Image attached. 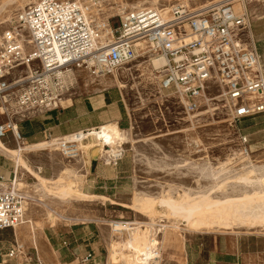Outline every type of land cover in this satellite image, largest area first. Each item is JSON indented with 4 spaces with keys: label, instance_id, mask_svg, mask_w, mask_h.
<instances>
[{
    "label": "rangeland",
    "instance_id": "1",
    "mask_svg": "<svg viewBox=\"0 0 264 264\" xmlns=\"http://www.w3.org/2000/svg\"><path fill=\"white\" fill-rule=\"evenodd\" d=\"M34 1L37 0H16L6 5L3 10L0 9V19L10 11L23 8ZM86 1L92 10L89 13L94 18V24L106 19L109 33L105 34L104 27L99 28H102L106 39H109L110 30L117 25L121 12L144 0H93L96 5H93L94 8L99 9L95 13L91 1ZM222 1L224 0H159L156 8L168 13L170 6L177 2L184 3L189 8H199ZM232 4L235 9L246 13L242 38L254 41L260 55L261 68L264 69V0H236ZM141 60L143 59L134 62L135 66H130L128 70L118 71L120 79L128 84L126 89L103 86V83H99L101 79L91 77L92 73L81 70L78 85L72 94L107 88L121 95L127 113V125L120 127L128 129L130 141L122 145L125 152L117 163H112V159L107 162L105 157L97 159L96 155L89 164L81 162L80 157L78 160L67 161L58 151L47 150L27 155L33 169L36 166L42 167L41 175L50 179L66 177L68 174L64 169L69 168L80 179L77 184L80 182L78 186L81 191H100L107 198L62 200L40 190L29 173L20 171L21 184L16 186L29 197L25 220L31 219L40 228L38 239L42 241L47 255L42 257L31 240L24 238L28 224L25 222L18 226L21 231L17 235L13 229L0 230V264H123L122 260L113 261L108 256L111 240L117 235L116 231L111 232V221L123 222L124 225L138 221V227L143 229L148 223L155 222L160 256L150 264H264V229L261 226L238 223L226 229L216 225L211 228H191L185 221L167 218L161 207H157L160 212L151 219L150 216L126 206L133 201L135 195L156 197L170 192L177 197L183 191H206L243 165L247 166L244 159L237 158L229 165V170L212 175L219 161H224L232 151L241 150L240 133L247 134L249 139L248 155L251 163L256 166L264 165V115L233 122L219 97L220 91L214 85L207 91V97L216 99L209 102V106L202 107L190 119V114L183 112L179 97L171 90L159 88L160 74L157 73L156 79L142 75L141 68L137 66ZM106 77L110 78L111 75ZM71 96L61 106L70 103ZM2 140L9 147L16 146L12 137ZM104 148L107 149L106 146ZM0 162L13 169V162L7 157L0 156ZM94 163L98 165V173L92 176L90 171ZM118 164L123 171L117 176L121 175L122 178L116 177V173L111 171ZM87 178H93V184L102 187L82 189ZM225 180L223 188L208 191H211L212 197L237 194L244 188L251 189L232 177ZM0 182H7L8 185L9 181L0 175ZM50 211L55 212L53 219L48 217ZM65 228L77 232V236L82 238L75 241L73 236L69 240L67 237L66 245L73 253L63 252L59 256V245L54 236L52 239L48 238L54 235V231ZM123 232V237H126V232ZM16 244L21 245V252L12 257L7 256L9 249ZM88 254L91 256L88 257Z\"/></svg>",
    "mask_w": 264,
    "mask_h": 264
},
{
    "label": "built area",
    "instance_id": "2",
    "mask_svg": "<svg viewBox=\"0 0 264 264\" xmlns=\"http://www.w3.org/2000/svg\"><path fill=\"white\" fill-rule=\"evenodd\" d=\"M86 2L37 0L0 19L1 139L8 133L16 143L24 139L18 123L61 107L76 89L81 70L112 76L154 57L166 60L158 69L159 88L175 93L186 115L216 99L207 97L214 85L233 122L264 115V69L258 68L254 41L242 38L247 16L234 8L233 0L199 8L177 2L168 16L161 8H130L121 12L106 40L100 39L102 28L92 21ZM91 130L47 139H55L64 159L76 160L79 141ZM239 146L241 153L250 152L247 134H239ZM124 152L111 155L112 163ZM8 181L7 187L0 186V230L24 223L29 200L16 186L15 173ZM17 252L16 244L6 255Z\"/></svg>",
    "mask_w": 264,
    "mask_h": 264
},
{
    "label": "bare ground",
    "instance_id": "3",
    "mask_svg": "<svg viewBox=\"0 0 264 264\" xmlns=\"http://www.w3.org/2000/svg\"><path fill=\"white\" fill-rule=\"evenodd\" d=\"M158 1L159 0L138 1L135 5H131L130 8L147 6L156 8ZM235 1L236 0H233V2ZM14 2H16V0H0V9L3 10L6 5ZM114 2L116 1L114 0ZM93 5L95 4L91 2V6ZM85 8L89 13V10H91L89 9L90 7L86 6ZM94 11H99V9H96L95 7L93 12ZM160 11L162 12V15L168 16L169 12L165 13L163 10ZM104 20L105 21L102 23L96 22L95 24L104 27L106 34L109 32H107L106 29V26H108L107 21L105 18ZM105 34H102L100 37L101 40H106L107 36L105 37ZM165 62V58L155 57L151 59V61L139 62L137 66L141 68L142 75L148 78H155L157 73H159L158 69L162 67ZM258 68H261V66L258 65ZM125 70H128V68L122 67V71ZM88 72L91 73V71ZM91 77L99 78V80L101 79L99 83H103V86H117L121 89L128 88V84L120 79L117 71H114L110 78L101 75L94 76L93 74H91ZM261 98V95L257 96L258 100ZM193 116L195 117V115H189L188 118L192 119ZM15 132L16 134L18 133L17 130ZM80 134L82 136L85 135L84 133ZM129 139L130 136L128 129L121 128L116 121L106 122L100 125L97 129L88 131L85 138L79 141L81 162L89 164L91 158L93 159L95 155L97 156V159L105 157L108 162V160L111 159V155L115 156L117 151L123 149L122 145L128 143V141H130ZM105 146L107 149L104 148ZM40 150H47L49 152L57 151L55 139H48L32 145L25 144L22 139L17 143L16 148L11 149L8 148L0 138V153L4 154L5 157L13 162L15 169V183L17 185L21 184L19 181V172H23L24 170L36 180V187L45 193L55 195L62 200H69L71 198L85 200L97 198L96 196L84 193L79 189L78 184L80 182L77 184L79 178H77V174L74 170L65 168L64 171L66 175L68 174L67 176L65 175L66 177L59 176L57 179H50L41 175V167L33 169L29 164L27 155H29L30 152H37ZM231 154L226 157L224 161L218 162L219 165L213 169L214 171L212 175H217L229 170V165L237 158L244 159V161H246L245 163H248V165L244 166L242 164L243 167L235 170L230 176H226L223 181L216 182L210 189L223 188L226 182L225 179L228 177H232L233 180L238 183H244L247 186H250L251 189L249 188L248 190L244 188L237 194H230L222 197H212L210 194L211 191L208 192L210 189L202 192H191L190 190L183 191L178 194L177 197L171 195L170 192H166V194L156 197L135 195L133 201L130 204H126V206L131 207V209H134L135 211L144 213V215L146 214L150 216L151 219L160 212L157 211V207H161L167 218L172 217L174 219L185 221V223L191 228H211L216 225L226 229L233 224L238 225V223H241V225L248 224L252 225V227L253 225L261 226V228L263 227L264 229V165L261 164L260 166H256L255 164H252L249 160V155L243 154L240 151H232ZM6 184L7 182H0L1 187H7ZM53 213L55 212L50 211L48 213L50 219H53ZM56 215L62 217L60 214L56 213ZM25 222L28 224L25 227L27 231H25L24 238H29L42 257H46L47 254L46 250L43 248V243L38 239V229L40 228L35 226L31 219L25 220L24 223ZM138 224V221L128 222L126 225L119 221L109 222V225L112 227L111 232H117L115 238H112V240L110 238L112 241L108 255L110 259L113 261L118 259L122 260L123 264H150L151 261H155V259L160 256L158 247L159 241L157 239L158 229L156 228L157 226H154L156 225L155 222L148 223L147 227L144 229L138 227ZM18 226L13 229V231L15 230L16 235L21 231V228L19 229ZM123 231L126 232V237H123ZM19 247H21V245H19Z\"/></svg>",
    "mask_w": 264,
    "mask_h": 264
},
{
    "label": "crops",
    "instance_id": "4",
    "mask_svg": "<svg viewBox=\"0 0 264 264\" xmlns=\"http://www.w3.org/2000/svg\"><path fill=\"white\" fill-rule=\"evenodd\" d=\"M69 99L70 103L64 106L50 111H45L35 117L19 122L18 128L22 137L24 138L23 142L28 145L37 144L46 141L45 139L48 135H50L52 138H58L76 131L93 129L109 121H116L119 126L127 125L126 109L122 103L121 95L116 91H110L107 88L87 93H81L80 91L72 95ZM8 137H12V135L8 133L3 139H7ZM6 146L8 148L14 149L17 147V143L14 148L9 147L8 145ZM30 153H35V151ZM0 156L5 155L0 153ZM92 166L93 168L91 169L90 173L93 176L98 173V165L94 163ZM36 167L35 169H37ZM111 171L116 173V177H123L121 175L117 176L123 171L119 164L114 168L112 167ZM14 173V166L13 169H10V167H5V165L1 164L0 162V175H2L3 178L10 180ZM94 181L95 180L93 178H87L82 185V189L85 187L91 189H99L102 187L95 183L93 184ZM86 193L96 197H105L102 192L96 190H87ZM77 234V232L74 233L73 230L65 228L54 231V235H50L48 239H52L54 236L55 241L59 245L57 252L60 256L63 252L73 253L69 246L66 245L65 241L67 237L69 240L70 236H73L75 241L81 239L82 237L77 236ZM48 241L52 246L50 240ZM64 264L68 263L64 262Z\"/></svg>",
    "mask_w": 264,
    "mask_h": 264
}]
</instances>
